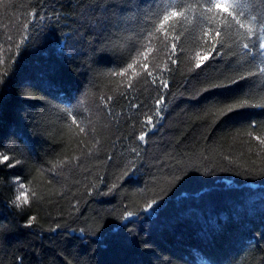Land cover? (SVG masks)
Masks as SVG:
<instances>
[{
	"label": "snow or ice",
	"instance_id": "1",
	"mask_svg": "<svg viewBox=\"0 0 264 264\" xmlns=\"http://www.w3.org/2000/svg\"><path fill=\"white\" fill-rule=\"evenodd\" d=\"M261 3L264 6V0ZM246 7L249 5H242L240 0H174L160 14V5L146 4V0H38L23 23L20 39L14 41L16 53L11 58V70L0 72V104L19 69V62L25 55L36 53L45 46L46 63L39 67L35 76L26 78L16 88L15 95L22 99V105L27 104L31 109V101L43 99L37 93L59 99L63 90L53 77H67L76 83V87L73 94L65 93L60 102L66 105L64 111L70 127L76 126L80 133H85L86 129L73 111V101L78 100L87 84L100 76L126 79L129 89L141 79L154 86V105L143 106L148 110L141 121L139 135L135 131L132 133L134 139L144 144L148 143L150 136H157L165 128L164 120L178 101H195L211 90L228 89L243 82V90L231 99H216L193 107L200 117L196 135L207 140L213 130L232 114L245 109L264 110V102L254 103L251 99L253 78H264V19L246 15L243 10ZM130 20L137 24L141 21L151 23L152 28L140 33L146 44L121 48L115 43V33ZM189 24L192 29L199 30L194 41L197 48L195 66L189 69L194 74L170 84L162 75L157 78L152 68L156 72L172 73L171 65L177 64L183 54L178 44L181 31L177 30V25ZM170 32L174 33L171 39ZM154 34L157 40L155 49L152 46ZM8 41L13 42V38L9 36ZM156 51L164 53L168 61L164 69L158 64L150 65ZM258 58L259 64H256ZM238 60L240 63L232 69ZM219 64H224L226 70L220 71ZM205 65L213 68L212 74L203 75ZM104 66H111L107 73L102 70ZM245 66L246 75L241 73ZM173 86L181 89L178 96L172 93ZM107 99L111 100V97ZM132 107L142 106L133 104ZM21 112L15 127L9 126L4 131L0 124V189L18 190L5 204L7 213L0 211V252H13L11 264H33L23 251L27 249L35 257V264H45L42 250L30 242L42 239L41 233L35 231L38 218L31 214L33 201L39 197L24 183L26 176L3 174L5 169H25L33 155V145L25 134V122L31 121V138L42 135L39 110L22 108ZM241 127L248 129L250 139L264 146V136L254 135L257 129L264 128V120L248 118L242 121ZM175 147H179V142ZM128 153L131 159L123 154L116 158L107 157L111 168L116 170L108 173L107 191L100 192L95 184L92 190L97 196H109L122 186L121 182L135 185L140 191L152 193L143 204L122 203L119 207L97 211L92 217L84 216L79 207L74 206L76 215L71 224L56 223L48 229L50 233L64 229L65 248L61 251L70 246L75 264H182L180 256L165 252L158 242L165 235H176L181 226L191 228L203 244L223 252L219 259L209 257L202 264H236L235 254H228L234 246L240 251L255 249L264 252V193L259 197V213L236 209L229 216L206 211L201 207L204 194L223 188V185L216 184V180L223 177L216 175L217 168L209 166L206 158L188 164L184 162L183 154L167 153L174 163L164 164L158 155L149 156L146 151L142 154L138 146L131 147ZM224 159L233 163L227 156ZM47 171L54 179L59 175L55 164ZM146 174L152 177L150 182L143 181ZM233 174L245 178L259 175L264 179V167L233 170ZM159 175L165 176L166 186L157 184ZM105 182L104 176L99 177L100 184ZM142 182L144 186L140 188ZM30 195L33 200L29 199ZM88 195L91 196L92 191ZM24 230H31L25 233L27 239L14 241L15 234ZM261 264H264V257Z\"/></svg>",
	"mask_w": 264,
	"mask_h": 264
},
{
	"label": "trees",
	"instance_id": "2",
	"mask_svg": "<svg viewBox=\"0 0 264 264\" xmlns=\"http://www.w3.org/2000/svg\"><path fill=\"white\" fill-rule=\"evenodd\" d=\"M173 2L174 0H146V4H159L160 14L163 13L166 5ZM37 3L38 0H0V60L3 61L0 63V72L11 70V58L16 53L14 41L20 39L23 23L26 22L32 6ZM240 3L249 5L243 9L246 15H256L264 19V6L261 0H240ZM151 28V23L141 21L137 24L136 21L130 20L127 24H122L121 30L115 33L117 37L115 43L121 48H127L132 44L137 46L146 44L147 41L140 33ZM177 30L181 31L178 44L181 45L183 54L180 55L177 64L171 65L172 73L156 72L155 68H152L157 78L162 75L163 78L169 80L170 84L173 80L179 82L194 74L189 69H194L195 66L197 48L194 41L199 30L192 29L191 24L177 25ZM173 34L169 33V39ZM9 36L13 38V42L8 41ZM152 46L153 49L157 47L156 34L153 35ZM45 50L46 46L36 53L25 55L19 62V69L12 78L3 103L0 104V124L4 131H7L9 126H16L22 115V108L34 112L39 110L40 113L38 119L42 124L41 136L30 137L31 121L25 122L24 125L26 137L33 145V155L27 167L25 169L21 167L5 169L3 174L26 176L24 183L29 186L30 192L35 191L39 197L38 200L33 201L31 214L38 218L35 231L41 233L42 239L30 242L42 250L45 264H75L70 246L61 251L65 248L64 229L57 233L48 231L56 223L71 224L72 218L76 215L74 206H78L84 216L92 217L97 211L113 206L119 207L122 203L143 204L151 196L150 191H140L137 186L123 182H121L122 186L109 196H97L92 190V185L95 184L100 192L107 191L108 173L116 171L111 168V162L107 157L111 155L116 158L123 154L131 159L132 156L129 155L128 150L133 146H138L142 154L146 151L149 156L158 155L161 163L164 164L174 163L166 155L167 153H181L185 163L199 162L201 157H204L209 166H215L216 175L223 177V179L216 180V184L223 185V188H216L204 194V203L201 207L206 211L211 210L217 214L226 213L229 216L236 209L242 212H260L259 197L264 193V179L259 175L250 178L235 176L233 170L242 171L264 167V146L250 139L247 135L248 129L241 127L242 121L248 118L264 120V110L245 109L240 113L232 114L213 130L207 140L196 135L199 131L200 117L193 107H200L216 99H231L243 90V82L232 88L211 90L195 101L188 103L183 100L178 101L173 111L164 120L165 128L157 136H150L148 143L144 144L134 139L132 133L135 131V134L139 135L142 127L141 121L148 110L143 106L154 105L156 92L153 90L154 86L143 79L132 89L127 87L126 79L122 80L120 77L110 75L97 77L92 83L87 84L78 100L73 101V111L77 114L81 126L86 129L85 133H80L76 126L70 127V121L64 111L66 105L60 102L65 93L73 94L76 87V83L67 77H53L63 90L59 99L54 98L53 95L37 93L43 99L31 101L33 108L30 109L27 104L22 105V99L15 95L16 88L25 82L26 78L35 76L39 67L46 63ZM179 52L180 49H178ZM167 63L164 53L159 51H156L155 56L150 60V65L158 64L161 69H164ZM239 63V60L236 61L232 69L236 68ZM255 63L259 64V58ZM109 67L111 66H104L102 70L107 73ZM217 68L220 71L226 70L224 64L217 65ZM229 72L231 73V69ZM212 73L213 68L205 65L203 75ZM241 73L247 74V66L241 70ZM253 80L255 83L252 102H264L262 100L264 91H261L264 89V78L254 77ZM171 91L178 96L181 89L173 86ZM108 97H111V100H108ZM133 104L142 107L133 108ZM133 117L136 118L133 119ZM254 135L264 136V128L257 129ZM177 142H179V147H175ZM226 156L233 161L232 164L224 159ZM53 164L57 165L59 172L55 179L47 171ZM221 168L230 170L221 171ZM164 170L166 171V168ZM155 171L156 169H153V172ZM101 176L105 177V184L99 183ZM151 180V176L144 175V182ZM157 184L159 187L166 186L164 175L157 177ZM143 186L142 182L139 187L143 188ZM89 191H92L91 196L88 195ZM17 192L16 189L9 191L7 187L0 189V211L7 213L5 204L9 197ZM29 199L33 200V197L30 195ZM28 231L31 230L16 233L13 240H26L25 233ZM158 242L165 252L180 256L182 264H202L209 257L219 259L223 255L220 249L203 244L197 239L193 230L187 226L179 227L176 235H165ZM23 251L26 257L35 264V257L32 253L27 249ZM228 254H235L236 264H261V258L264 257V252L255 249L240 251L238 246L229 249ZM12 255L11 250L7 254L0 252V264H11Z\"/></svg>",
	"mask_w": 264,
	"mask_h": 264
}]
</instances>
